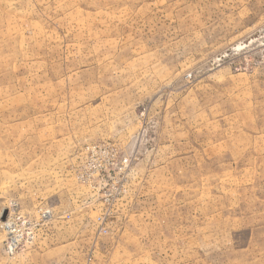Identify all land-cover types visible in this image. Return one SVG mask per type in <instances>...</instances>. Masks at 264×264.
Masks as SVG:
<instances>
[{
	"label": "rangeland",
	"instance_id": "obj_1",
	"mask_svg": "<svg viewBox=\"0 0 264 264\" xmlns=\"http://www.w3.org/2000/svg\"><path fill=\"white\" fill-rule=\"evenodd\" d=\"M0 264H264V0H0Z\"/></svg>",
	"mask_w": 264,
	"mask_h": 264
},
{
	"label": "built area",
	"instance_id": "obj_2",
	"mask_svg": "<svg viewBox=\"0 0 264 264\" xmlns=\"http://www.w3.org/2000/svg\"><path fill=\"white\" fill-rule=\"evenodd\" d=\"M125 162H127L125 160ZM14 214H17V213H14ZM50 215L49 213L45 212L42 214V221L44 223H46L49 219H50ZM4 225V228L6 229V231L9 233V235L11 236L10 238V242L9 244L11 245H20V241H17L16 238H15V235H17V229L19 226H22L25 225L28 230L27 231V235L25 237V245H27V241H29L31 238H32V234L33 232H31L32 230H34V228L36 227V224L33 223V221L28 218V217H23L21 215H15L14 217H11L9 218V220L3 224Z\"/></svg>",
	"mask_w": 264,
	"mask_h": 264
},
{
	"label": "water",
	"instance_id": "obj_3",
	"mask_svg": "<svg viewBox=\"0 0 264 264\" xmlns=\"http://www.w3.org/2000/svg\"><path fill=\"white\" fill-rule=\"evenodd\" d=\"M5 219H6V216H4V217L2 218L3 221H5Z\"/></svg>",
	"mask_w": 264,
	"mask_h": 264
}]
</instances>
